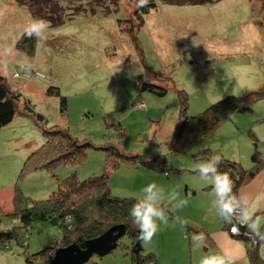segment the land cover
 Returning a JSON list of instances; mask_svg holds the SVG:
<instances>
[{
	"label": "rangeland",
	"instance_id": "rangeland-1",
	"mask_svg": "<svg viewBox=\"0 0 264 264\" xmlns=\"http://www.w3.org/2000/svg\"><path fill=\"white\" fill-rule=\"evenodd\" d=\"M36 1L55 21L45 20L48 29L38 34L35 51L27 53L16 43L37 18L17 0H0V75L22 94L16 117L0 129V231L18 232V238L0 243V264H50L48 254L33 255L63 237L62 228L46 220H35L30 227L21 224L16 189L25 197L24 207L31 206L47 199L71 174L85 180L107 167L113 195L151 203L163 214V219L155 218L158 230L151 240L140 239L134 245H141L142 253H155L162 264L164 230H182L169 249L180 261L187 260L179 241L194 231L192 222L215 223L217 213L222 221L226 215L221 213L225 194L215 187L218 173L199 172V165L211 164L200 154L209 149L250 168L253 132L264 160V98L254 102L251 112L234 113L214 133L187 137L175 148L178 90L187 93L188 114L196 115L223 97L242 96L264 85V0L185 5L156 0L148 13L137 7L138 0H49L48 5L46 0ZM140 75L166 87V93L141 91ZM51 85L67 98L64 112L60 96L48 93ZM26 102L45 120L27 111ZM139 102L145 105L139 107ZM51 126L66 128L80 142L90 143L86 154L23 173L27 157L45 143L43 129ZM115 148L133 159L121 160L116 152L109 155ZM152 183L158 197L154 201L148 200L153 193L144 191ZM236 202L245 210L238 196ZM241 217L257 225L250 230L260 232L264 219L252 223L244 213ZM229 234L257 243L255 237L253 241ZM131 248L125 235L112 252L93 255L84 264H129Z\"/></svg>",
	"mask_w": 264,
	"mask_h": 264
},
{
	"label": "trees",
	"instance_id": "trees-1",
	"mask_svg": "<svg viewBox=\"0 0 264 264\" xmlns=\"http://www.w3.org/2000/svg\"><path fill=\"white\" fill-rule=\"evenodd\" d=\"M17 1L21 5L27 6L31 14L37 19L55 21L52 17L47 18V16H45L46 11H43V9L39 10L38 5L41 4H39L38 1ZM46 1L45 4L48 5L50 1ZM163 1L185 5L198 4L205 0ZM156 6V0H150L148 6L140 9L143 10L144 13H148L150 9L155 8ZM252 8L254 9L253 5ZM128 29L133 32V28L130 27ZM37 38L38 34L33 33L31 36H28L24 31L21 38L17 41L16 47L21 51L33 53L37 46ZM27 72L29 73V71ZM34 74L37 76L36 72H34ZM32 75L33 73L30 72V76ZM139 78L141 82V91L149 90L160 94L166 93V87L152 83L149 80L144 79L142 75H140ZM53 88L55 89L53 90ZM178 91L181 106L180 121L176 127V133L172 142V145L175 148L180 142L186 141L185 139L187 137L191 139L196 137L201 138L214 133L224 121L232 118L234 113L251 112L253 110L252 107L254 102L264 98L263 85L258 90L249 91L242 96L229 95L223 97L208 106L202 112L196 115H189L187 93L181 89ZM48 93L60 96L61 108L64 112L67 107V98L61 95L58 87L51 85ZM21 98L22 94L19 91L12 90L7 80L0 75V129L14 120L18 113V104ZM25 108L30 113L34 112L30 103L26 102ZM33 115L38 120H45L44 115L40 113L34 112ZM43 133L46 138L45 143L27 157L22 170L23 173L43 167L49 168L59 162H73L75 160H80L86 154L85 148L88 145H91L88 142H80L78 138L74 137L66 128L51 126L47 129H43ZM250 135L253 139L254 145V152L252 155L254 164L250 168H245L240 162L227 159L222 154L212 152L209 149L204 150L200 154L201 156H206L208 161L216 168V172L212 174L227 173L232 182L231 191L225 194V197L222 199L223 203L228 200H236L239 188L254 178L264 166V160L262 159L261 151L259 150L258 138L253 132H250ZM115 152L119 155L121 160L130 161V159H133L122 154L116 148L109 155H113ZM208 153H210V155ZM216 156L221 157L219 163L215 160ZM107 162L109 163V159ZM112 166H117L114 164V161L112 162ZM108 168L109 167H107L103 173L93 175L85 180H79L76 173H73L60 181L58 189L53 191L47 199L36 201L31 206L24 207V204L21 202L25 197L22 196L19 189H16L14 198V203L17 205L16 216H18L23 226L30 227L35 220L42 219L62 228V240L60 242L57 241L51 243L43 250L34 254L33 257H43L48 254L50 258H52V254L58 248L73 243L84 248L87 240L99 237L113 226L123 224L126 227V235L132 243V257L129 264H159L158 257L155 253H142V248L138 252L135 251L139 246L134 245V243L140 240V233L138 230V222L131 214V209L137 205L138 201L112 194L110 186L111 169ZM223 212V214L227 215L225 219L226 227H229V215L225 210ZM249 225H251V223L248 224L247 222L242 226V230L251 232L252 230L249 229ZM251 233L256 238L257 243L253 244L250 242L251 246L248 249V264H264V256L260 249L261 241L264 237V224L259 233H254V231ZM14 238H18L16 228L7 231H0V243H3L6 240L10 242ZM25 242L26 241H24V243ZM27 261L31 263L29 257H27Z\"/></svg>",
	"mask_w": 264,
	"mask_h": 264
},
{
	"label": "crops",
	"instance_id": "crops-1",
	"mask_svg": "<svg viewBox=\"0 0 264 264\" xmlns=\"http://www.w3.org/2000/svg\"><path fill=\"white\" fill-rule=\"evenodd\" d=\"M208 187L211 188L212 186L209 185ZM237 196L245 206V216L248 219L251 218L252 223L263 221L264 166L254 178L239 188ZM165 207L166 210L169 212L171 211L174 216L175 211L172 210L170 205L167 204ZM221 213L223 214V212ZM217 214L219 215L220 213ZM218 215L215 223L209 220L208 222L204 220L193 221L191 226H193L194 231H188L189 238H186L185 234L183 235L184 237L179 242L184 243L182 245L187 250V260L180 261L169 249L171 242L175 240L178 234L182 235L183 231L177 230L175 232V229H165V240L164 244H162V264H201L204 258L214 255L229 257L232 259V264H248V249L251 246L250 241L247 239H235L230 236L226 228V217L224 216L222 221L221 217H218ZM253 231L257 233L255 230ZM260 247L262 252H264V237L262 238Z\"/></svg>",
	"mask_w": 264,
	"mask_h": 264
},
{
	"label": "clouds",
	"instance_id": "clouds-1",
	"mask_svg": "<svg viewBox=\"0 0 264 264\" xmlns=\"http://www.w3.org/2000/svg\"><path fill=\"white\" fill-rule=\"evenodd\" d=\"M150 0H138L137 7L143 8L148 6ZM48 29V23L43 19H33L32 22L25 29V33L31 36L33 33L39 34L42 30ZM215 160L217 163L221 161L220 156H216ZM199 172L203 174L215 173L216 168L211 164H201L199 165ZM231 180L227 173L216 175V191L221 194H227L231 191ZM156 187L154 183L149 184L144 191L153 193V189ZM158 197L155 193L148 197V200L154 201ZM223 208L226 211L232 210V201L228 200L223 204ZM131 214L136 218L138 222V230L140 233V239L144 241H150L153 235L157 232L158 226L155 222V218L163 219L162 212L158 211L152 206L151 203L148 204H137L131 209ZM251 228H256L257 225L254 223L249 225ZM201 264H232V259L224 255H214L206 257L201 261Z\"/></svg>",
	"mask_w": 264,
	"mask_h": 264
},
{
	"label": "water",
	"instance_id": "water-1",
	"mask_svg": "<svg viewBox=\"0 0 264 264\" xmlns=\"http://www.w3.org/2000/svg\"><path fill=\"white\" fill-rule=\"evenodd\" d=\"M126 235V227L116 225L108 231L94 239L87 240L85 247L78 244H70L58 248L51 258L50 264H84L88 262L93 255L103 257L112 252L118 246V240ZM135 251L141 249L140 245Z\"/></svg>",
	"mask_w": 264,
	"mask_h": 264
},
{
	"label": "built area",
	"instance_id": "built-area-1",
	"mask_svg": "<svg viewBox=\"0 0 264 264\" xmlns=\"http://www.w3.org/2000/svg\"><path fill=\"white\" fill-rule=\"evenodd\" d=\"M27 74V73H26ZM36 74H41L39 72H36ZM30 76V73L28 74ZM144 103H139V106H144ZM236 200H234L232 202V210L230 212H228L229 218H230V232L233 235H244V236H249V237H253V234L251 232L248 231H243L242 230V226H244L246 224L245 219H243V213L244 210L242 208V206L240 204H236ZM251 239V238H250ZM251 240H255V239H251Z\"/></svg>",
	"mask_w": 264,
	"mask_h": 264
},
{
	"label": "bare ground",
	"instance_id": "bare-ground-1",
	"mask_svg": "<svg viewBox=\"0 0 264 264\" xmlns=\"http://www.w3.org/2000/svg\"><path fill=\"white\" fill-rule=\"evenodd\" d=\"M246 237H247V238H253L254 236H253V237L246 236Z\"/></svg>",
	"mask_w": 264,
	"mask_h": 264
}]
</instances>
